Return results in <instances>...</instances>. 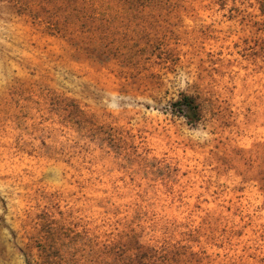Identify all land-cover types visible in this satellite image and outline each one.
I'll return each instance as SVG.
<instances>
[{"label": "rangeland", "instance_id": "rangeland-1", "mask_svg": "<svg viewBox=\"0 0 264 264\" xmlns=\"http://www.w3.org/2000/svg\"><path fill=\"white\" fill-rule=\"evenodd\" d=\"M0 264H264V0H0Z\"/></svg>", "mask_w": 264, "mask_h": 264}, {"label": "trees", "instance_id": "trees-1", "mask_svg": "<svg viewBox=\"0 0 264 264\" xmlns=\"http://www.w3.org/2000/svg\"><path fill=\"white\" fill-rule=\"evenodd\" d=\"M98 1H109V0H98ZM111 1V0H110ZM128 1V0H123ZM99 13L107 12L106 8L96 9ZM169 112L183 116L186 118L187 122L190 124H196L202 119V105L198 100V97L193 94L182 93L177 99L170 101Z\"/></svg>", "mask_w": 264, "mask_h": 264}]
</instances>
